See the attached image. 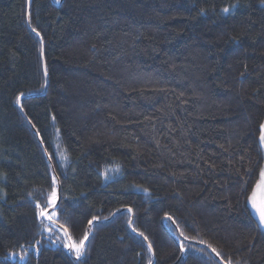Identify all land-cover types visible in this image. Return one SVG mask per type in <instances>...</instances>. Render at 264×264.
I'll list each match as a JSON object with an SVG mask.
<instances>
[{"label": "trees", "instance_id": "16d2710c", "mask_svg": "<svg viewBox=\"0 0 264 264\" xmlns=\"http://www.w3.org/2000/svg\"><path fill=\"white\" fill-rule=\"evenodd\" d=\"M262 123L264 0H0V264H264Z\"/></svg>", "mask_w": 264, "mask_h": 264}, {"label": "snow or ice", "instance_id": "6c2138e0", "mask_svg": "<svg viewBox=\"0 0 264 264\" xmlns=\"http://www.w3.org/2000/svg\"><path fill=\"white\" fill-rule=\"evenodd\" d=\"M56 2L59 3V0H56ZM29 3H30V0H29ZM232 7H235V5H233ZM222 11L224 13H228L229 12V8L225 7V8L222 9ZM33 31H36V30L33 29ZM37 35L39 36L40 34L37 32ZM41 42H42V37H41ZM47 74H48L47 67L45 66L44 75L47 76ZM46 83H47V81H45V84ZM24 95H25L24 93H20L19 94V96L17 97V103L18 104L20 103L21 98L24 97ZM21 108H23L22 104H21ZM53 119H55V117H53ZM259 143L261 145H264V123H262L260 125ZM49 155H51V154H49ZM242 159H243V157H242ZM118 170L119 169H117V171ZM249 171H250V169H249ZM259 176H260V181L255 185V189H260L261 186H264V166H260V168H259ZM245 184H246V182H245ZM50 188H51V191L45 197V199H46L45 206L42 207L40 204L36 205V209H37L36 216H37V218L40 221V225H41L40 231H41V233L46 231V230L47 231H51L50 229H45L44 228V219L47 218L49 221H51L53 219L52 215L49 214L47 209L49 207H51L54 210H58L57 201L60 200V198H61L60 191L58 190L57 179H56V176L54 174L51 176ZM255 189L252 190L251 196H248L247 188L246 187H242L241 190H240V194L244 195L246 197L247 201H250L252 209H254L256 211V213L258 214L260 224L264 225V202H258L257 201V191ZM129 211H131V209H129ZM104 219H107V217H105ZM169 219H171V217H169ZM95 220H99V217H95V216L92 217V220L88 221V225L92 226L93 221H95ZM65 235L66 236L70 235L67 232V230H65ZM139 235L141 237H143V239L145 241L148 240V237L145 236L143 232L139 233ZM181 235H183V233H181ZM185 239H188V237H185ZM88 240H89V232L85 231L83 233L82 238L79 240L78 243L75 242V241H70V242L64 243V247L73 250L76 259L79 260L80 257L82 255H84V253L86 252V242ZM53 242H55V241H53ZM39 243H40V241H38V240L35 241V244L38 245ZM179 246H180L182 251L185 250L183 242H181ZM209 247H211V245H209ZM148 250L152 251V245H151L150 242L148 243ZM199 251L202 252L203 249H199ZM212 251L215 252L217 256L220 255V252H218L216 250V248L213 247ZM148 264H152V261L149 260ZM225 264H233V261H232L231 257H229L227 259V261H225ZM235 264H239V261H236Z\"/></svg>", "mask_w": 264, "mask_h": 264}, {"label": "water", "instance_id": "95a60500", "mask_svg": "<svg viewBox=\"0 0 264 264\" xmlns=\"http://www.w3.org/2000/svg\"><path fill=\"white\" fill-rule=\"evenodd\" d=\"M62 1L63 0H61V2L60 3H58V5H60V4H62ZM47 87H48V84H47ZM46 90H47V88H46ZM45 90V91H46ZM23 98V97H22ZM21 98V99H22ZM47 153V152H46ZM49 159H50V157H49ZM50 161V163L52 164V161H51V159L49 160ZM59 191H60V196H61V198H62V194H61V186L59 185ZM61 198H60V200H58L57 201V205L59 204V202L61 201ZM129 209H131V208H128V210ZM53 209L50 207L47 211L49 212V214L51 213V211H52ZM131 211H132V209H131ZM119 212V211H118ZM132 213H133V211H132ZM133 218H134V216L132 215V220H131V224H132V221H133ZM46 220H48L47 218H45ZM164 220V219H163ZM162 220V221H163ZM51 221H53V219L51 220ZM95 222H99V221H97V220H95V221H93V223H95ZM88 232H89V237L91 236V232H92V226H89L88 225ZM68 238L70 239V236L68 235ZM154 260H155V255H154ZM224 264H225V262H224Z\"/></svg>", "mask_w": 264, "mask_h": 264}, {"label": "rangeland", "instance_id": "374dc122", "mask_svg": "<svg viewBox=\"0 0 264 264\" xmlns=\"http://www.w3.org/2000/svg\"><path fill=\"white\" fill-rule=\"evenodd\" d=\"M264 150V145H262ZM257 191V201L258 202H264V186H261L260 189H255ZM264 228V225H262Z\"/></svg>", "mask_w": 264, "mask_h": 264}]
</instances>
